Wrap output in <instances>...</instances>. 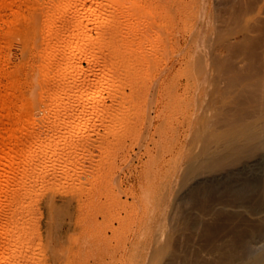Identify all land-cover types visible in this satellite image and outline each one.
<instances>
[{"label": "rangeland", "instance_id": "1", "mask_svg": "<svg viewBox=\"0 0 264 264\" xmlns=\"http://www.w3.org/2000/svg\"><path fill=\"white\" fill-rule=\"evenodd\" d=\"M65 1L0 0V139L11 141L0 148L15 149V160L34 169L24 189L4 180L10 160L0 159V249L8 239L22 244L3 264L249 263L246 249L264 246L254 232L264 231V208L251 209L264 196L238 205L229 191H207V180L264 154H250L253 140L234 137L243 121L264 127V0H129L125 7L102 0L106 9L119 7L121 29L113 34L116 19L108 18L91 34L101 28L104 39L115 38V85L124 92L87 90L88 104H110V115L90 116L88 129L72 132L56 153L39 152L32 139H60L54 120L65 116L46 115L48 88L59 76H43L41 55L54 42L45 39L44 12ZM80 3L70 0L71 13L83 10ZM103 52L109 63L113 55ZM29 145L36 151L28 156ZM50 153L70 162L48 161Z\"/></svg>", "mask_w": 264, "mask_h": 264}, {"label": "bare ground", "instance_id": "2", "mask_svg": "<svg viewBox=\"0 0 264 264\" xmlns=\"http://www.w3.org/2000/svg\"><path fill=\"white\" fill-rule=\"evenodd\" d=\"M51 1V0H50ZM72 1V0H71ZM73 1H81V5H82V9L81 11H78V10H74L73 12L74 13H71V9L72 7H69V2L68 0H66L65 2H63L62 4H56L53 9H51V7L49 9H51L52 11L49 12V10L47 9L46 11L47 12H44V33H45V36H46V40L47 38H54L53 40H51L53 43L49 44V43H45L47 45H45V47L42 49L41 51V55L43 56L44 58V61L42 62V68L44 70L43 72V76L46 77L47 74H49V71L50 72H53L54 75H58L59 77H57L59 80L56 81L55 79V83L52 84L49 88H48V91L49 93H47L48 97H49V102L48 104L46 105L45 109H46V115L49 116L51 115L52 117H55L56 114H59L60 112H65V116H61L59 115L56 116L55 120H54V123L58 126L57 128H55L54 126V123H53V127L55 129H57L56 131L58 133L57 136L58 140H55L54 138L53 139H48L46 138L44 140V138L42 137H38V138H33L31 142L32 145L36 148L37 151L39 152H55L54 151L55 149L57 150V146H59L58 144L60 143V141H62V143H68V140L69 138L71 137V133L74 132L75 133H79V132H84L85 130L88 129V121H89V118H91L90 116L94 115L95 117L96 116H102L105 114H109L110 113H107L109 112V110L111 109L110 107L108 106H111L110 104L107 106V105H103V104H95L93 105L92 104H88V97H90L87 93V90H90L91 88H96L97 86H104L105 88H112V90L114 91L115 95L116 94H121L123 93L124 91H120V82L118 81V86L115 85V81H116V78H117V64H118V61H120L119 58H121L119 55V58H117V54H119V51H117V48L114 49V44L112 45V42H114L115 40H113L114 37H111L109 36V38L107 39H104L105 37H102V35H105L104 34H101L100 35V30L99 32L97 31V36L95 34V37L94 38L91 34V31L93 30V28H99V27H95L96 25H99V24H103L104 23V20L108 18L111 19L113 22L114 20L116 19V24L115 26L113 27L114 30H112V33L115 34V32H120V31H117V28L118 26L120 25V23L117 25V21L119 20L120 21V13H119V7L116 8L114 7L113 5V10H110V9H106V4L108 1L110 2L111 4V1L112 3H115L117 5H122L123 7H125V5L128 4L129 0H108L106 1L105 3L102 1V0H90L88 3V0H73ZM54 2V1H53ZM132 2H134L132 0ZM136 2V1H135ZM134 2V3H135ZM138 2V1H137ZM88 3V4H87ZM131 3V2H129ZM140 3V2H139ZM78 4V3H77ZM76 4V5H77ZM52 5V4H51ZM70 5H72L70 3ZM116 5V6H117ZM120 5V6H121ZM138 5V4H137ZM141 5V4H140ZM108 7V5H107ZM141 7V6H140ZM75 8V7H74ZM127 8V6H126ZM132 8V6H131ZM78 9V8H77ZM121 9V8H120ZM130 9V8H128ZM73 10V9H72ZM80 10V9H79ZM137 10V9H135ZM116 12H118L119 14H116ZM123 12V10H122ZM133 12V11H131ZM71 13V14H70ZM128 13V12H127ZM130 13V12H129ZM136 13V12H134ZM138 13V12H137ZM131 14L133 15V13H130V16ZM123 15V14H122ZM121 15V17H122ZM125 15H129V14H125ZM17 17V16H16ZM116 17H119L118 19ZM126 17V16H125ZM123 18H124V15H123ZM131 18V17H130ZM125 19V18H124ZM135 19V18H134ZM15 24V23H14ZM107 24V23H106ZM16 25V24H15ZM112 27V26H110ZM105 28V27H104ZM121 29V25L119 27ZM118 28V30H119ZM123 28V27H122ZM144 28V27H143ZM110 29V28H109ZM112 29V28H111ZM104 30V29H103ZM137 30V29H136ZM106 32V30H104ZM115 31V32H114ZM43 32V31H42ZM96 32V31H95ZM108 32V31H107ZM110 32V31H109ZM103 33V32H102ZM111 33V34H112ZM107 34V33H106ZM110 34V33H109ZM44 35V34H43ZM44 36V37H45ZM138 36V35H137ZM122 37V36H121ZM115 39V38H114ZM49 41V39L47 40ZM46 41V42H47ZM117 42V41H116ZM122 42V41H121ZM115 43V42H114ZM49 44V45H48ZM117 45H115L116 47ZM120 46V45H119ZM117 46V47H119ZM104 49H107L109 50V52L111 53L110 55H113L111 57H109V63L107 62L106 59L104 58H101L100 56L102 55L101 53L103 52ZM40 51V50H39ZM103 53H106V52H103ZM117 53V54H116ZM76 54V57L74 56ZM124 54V53H123ZM109 55V56H110ZM39 56V55H38ZM75 58H73V57ZM104 56H106L104 54ZM103 56V57H104ZM125 57V56H123ZM125 59V58H124ZM122 60V59H121ZM82 61H85L87 63V67L84 69L82 68L81 66V63ZM111 61V62H110ZM123 62V61H122ZM91 64L97 66L95 69V67L93 66V69L94 71H92V66ZM41 69V68H40ZM92 72L93 73V78L90 77L89 73ZM82 76V78H81ZM92 76V75H91ZM51 77V76H50ZM85 79V80H88L89 81V78L91 80V82H88V83H85L84 81V85L83 84H79L80 82L79 79ZM89 77V78H88ZM43 78V77H42ZM47 79V78H46ZM44 80V79H43ZM82 81V82H83ZM121 81V80H120ZM52 82V81H51ZM15 84V83H14ZM121 85V84H120ZM46 86V85H45ZM12 87V86H11ZM15 87V86H14ZM43 87V86H42ZM48 87V86H47ZM103 87V88H104ZM17 88V87H16ZM119 88V89H118ZM111 90V89H110ZM95 92V91H93ZM97 92V91H96ZM126 93V92H125ZM1 94V93H0ZM40 94V92H39ZM97 94V93H96ZM92 95L95 96V93H92ZM125 95V94H124ZM40 96V95H39ZM16 97V96H15ZM43 98V97H42ZM2 99V98H1ZM113 99V97H112ZM9 100V99H8ZM0 105L1 103L5 104L6 103H3L5 102L3 100H0ZM43 101V100H42ZM35 102V101H34ZM26 103V102H24ZM112 103V102H111ZM116 103V102H115ZM8 104V103H7ZM31 104V103H30ZM36 104H38V101H36ZM33 105V104H32ZM34 106V105H33ZM37 106V105H36ZM39 106V105H38ZM41 106V105H40ZM44 106V105H43ZM31 107V106H29ZM6 108V107H5ZM26 108V107H25ZM36 108V107H35ZM43 108V107H42ZM31 109V108H29ZM40 110V109H39ZM42 110V109H41ZM44 110V109H43ZM8 111V110H7ZM6 111V112H7ZM30 111V110H29ZM5 112V113H6ZM10 112V111H9ZM29 113V112H27ZM4 114V113H3ZM8 114V113H7ZM22 114V113H21ZM23 115V114H22ZM25 115V114H24ZM32 115V114H31ZM44 115V114H43ZM259 115V114H257ZM45 116V115H44ZM61 116V117H60ZM260 116H264V114H261ZM260 116H255V118H261ZM110 117V116H109ZM35 118V117H33ZM100 118V117H98ZM103 120L104 118L107 119L106 117H101ZM254 117L252 118L253 120L255 119ZM258 118V119H259ZM36 119V118H35ZM39 119V118H38ZM53 119V118H51ZM251 119V118H249ZM249 119L247 118V120L249 121ZM261 119H264V118H261ZM6 120V119H5ZM21 120V118H20ZM24 120V119H23ZM246 120V121H247ZM14 121V120H13ZM26 121V119H25ZM34 121V120H32ZM261 121V120H260ZM16 122V121H15ZM21 122V121H20ZM36 122V121H35ZM252 123V120L250 121ZM257 121H255L256 123ZM19 123V122H18ZM24 123V122H23ZM39 123V122H37ZM246 124V122L243 121V124ZM259 123H262V122H259ZM17 124V123H16ZM32 124V123H31ZM34 124V122H33ZM244 124V126H246ZM254 124V123H253ZM251 124L248 122V125L249 126H239L240 128H238V125L236 126L238 128L239 131H237L238 133L237 134H233L234 137H235V140H236V137H241L242 139H244V141L242 140L243 143L246 144L245 141H250L252 142L253 140V143L251 146H248L250 147V152L248 150V152L252 155H255L257 154L258 150H262L264 149V127H259L258 126L256 127L257 130H254V125ZM52 125V124H51ZM51 125L48 126L51 128ZM242 125V124H240ZM264 125V124H261V126ZM20 126V125H19ZM23 127V126H22ZM234 127V129L236 128ZM244 127V128H243ZM242 128V130H241ZM255 128V129H256ZM20 129V128H19ZM45 129V128H44ZM232 128L233 131H236ZM54 131V130H53ZM233 131L230 130V132L232 133ZM42 132V131H41ZM234 133V132H233ZM10 134V133H9ZM52 134H50V137H53V135L51 136ZM228 135V134H227ZM223 136V135H222ZM230 136V135H229ZM229 140L232 141L234 140V138H231L230 136ZM7 137V136H6ZM224 139L226 137V135L223 136ZM233 137V136H232ZM87 138V137H86ZM227 138V139H228ZM237 138L236 141H238L239 139ZM226 139V141H227ZM18 140V139H17ZM90 140V139H89ZM235 140H234V143H235ZM14 141V140H13ZM71 141V140H70ZM225 141V140H224ZM229 141V142H230ZM76 142V141H75ZM222 142H223V139H222ZM240 142V141H238ZM249 142V143H250ZM0 143L1 145L3 144L4 145H10L11 141L8 140V139H0ZM14 143H17L16 141H14ZM80 143V141H79ZM78 143V144H79ZM82 143V142H81ZM80 143V144H81ZM237 143V142H236ZM235 143V145H236ZM75 144V143H74ZM87 144V143H85ZM224 144V142H223ZM222 144V146H223ZM229 143H226L225 145H227ZM239 144V143H238ZM237 144V145H238ZM251 144V143H250ZM248 144V145H250ZM32 145H29V147H27L26 150H24L23 152L25 154H27L28 156L32 153V151L34 149H32ZM232 145V144H231ZM235 145L231 147V149L233 147H235ZM240 145H242V143H240ZM27 146V145H26ZM83 146V144H82ZM8 147V146H7ZM60 147V146H59ZM66 147V146H65ZM229 147V146H228ZM227 149H230L228 148ZM238 147V146H237ZM242 147V146H241ZM243 147H247L246 146H243ZM243 147L241 149H243ZM2 148V149H1ZM0 149V159L2 158H6L9 161H7L8 164L4 163L7 165V168L5 170H3V177H5V181L6 180H9L7 182H15L17 184H19L18 186H21V187H26L25 186V179L24 178H30L29 181L31 180V177L33 179V176H34V169L30 168L29 170V167H30V163L31 161H24V163L22 164H19L18 163V160H20L18 158V160L16 161V157L20 154L17 153V151H14L11 149V152L10 149L6 150V148L3 149V147H1ZM80 148V147H79ZM81 149V148H80ZM225 149V148H224ZM34 150V151H36ZM78 150V149H77ZM219 150V149H218ZM84 151V150H83ZM246 151V149L244 150ZM38 152V153H39ZM68 152V150H67ZM79 152V151H78ZM205 152H208L205 151ZM238 152V151H236ZM241 152V151H239ZM247 152V151H246ZM245 152V154H246ZM262 152V151H260ZM259 152V153H260ZM50 153L47 155L46 159L48 158V161H57L59 160V162H61L62 164L69 161L70 162V158L68 157H57V155L54 157V155ZM54 153V154H55ZM228 153V150L227 152ZM242 153V152H241ZM264 153V152H262ZM41 153H39L38 156H40ZM58 154V153H57ZM82 154V153H81ZM232 154V153H231ZM26 155V156H27ZM32 155V154H31ZM35 155V154H34ZM73 155V154H72ZM227 155V154H225ZM230 155V153H229ZM228 155V157H229ZM237 154L235 153L234 156H233V159L236 161L238 160V163L241 162V159H237ZM25 156V155H24ZM69 156V155H68ZM79 156V155H78ZM204 158L205 156L202 155ZM239 156H240V153H239ZM247 156V155H246ZM257 159L255 161H252V162H248L249 160L248 159H244L246 160V163H243L242 167H240L239 169H236V170H233L235 169L234 167H231L232 168V171L228 172V171H225L227 174H222L224 175L223 177L222 176H216L217 178H210L209 180H207V183L209 185V187H207V191H209V189L211 188V185L214 188H216L217 190H223V191H229L230 193L234 194L235 195V203H237L238 205H244V201L247 200L252 194H255L256 192L258 193H262V196H264V154H261V155H257ZM33 157V156H32ZM34 157H37V156H34ZM72 157V156H71ZM77 157V156H76ZM230 157H232V155H230ZM248 157V156H247ZM43 158V157H42ZM198 158V157H197ZM201 158V157H200ZM242 158V157H241ZM244 158V157H243ZM254 158V157H253ZM23 159V158H22ZM21 159V160H22ZM35 159V158H34ZM203 159V158H202ZM229 159V158H227ZM232 159V158H230ZM20 160V161H21ZM244 160H242L244 162ZM248 160V161H247ZM253 160V159H252ZM34 161V160H33ZM40 161V160H39ZM45 161V160H44ZM47 161V162H48ZM88 161V160H87ZM201 161H207L206 159L204 160H201ZM200 161V162H201ZM240 161V162H239ZM36 162V160L34 161ZM72 162V160H71ZM199 162V163H200ZM208 162V161H207ZM234 162V161H233ZM44 163V162H43ZM196 163V162H195ZM204 163V162H202ZM201 163V164H202ZM217 163H220V162H217ZM3 164V165H4ZM40 164V163H39ZM235 164V163H234ZM241 164V163H240ZM36 165V164H35ZM34 165V166H35ZM42 166V164H40ZM203 165V164H202ZM220 165V164H219ZM224 165V164H223ZM222 165V166H223ZM236 165V164H235ZM33 166V167H34ZM40 166V168H41ZM197 166V165H196ZM221 166V165H220ZM239 165L237 164V167ZM32 167V166H31ZM36 167V166H35ZM43 167V166H42ZM68 168V167H67ZM66 168V169H67ZM230 169V168H229ZM227 169V170H229ZM40 170V169H39ZM71 169H67L66 171H64V175H72V172L70 171ZM84 170V169H82ZM41 172V171H40ZM63 175V176H64ZM62 176V177H63ZM213 176V175H212ZM210 176V177H212ZM24 177V178H23ZM39 177V176H38ZM222 177V178H221ZM209 178V177H208ZM1 179V178H0ZM25 180V181H24ZM33 181V180H32ZM28 182V181H27ZM26 182V185L28 184ZM6 183V182H5ZM34 183V182H32ZM204 184V182H202ZM4 184V183H3ZM13 184V183H12ZM12 184H10L12 186ZM30 184V183H29ZM28 184V185H29ZM9 185V184H8ZM14 185V184H13ZM206 186V185H204ZM28 187V186H27ZM11 188V187H10ZM15 188V187H14ZM33 188V187H32ZM195 188V187H194ZM197 188V187H196ZM205 188V187H204ZM25 189V188H24ZM198 189V188H197ZM206 189V188H205ZM211 188V190H213ZM215 189V190H216ZM5 190H8V189H5ZM12 190V189H11ZM19 190V189H18ZM32 190V189H31ZM214 190V191H215ZM27 192V191H26ZM228 192V193H229ZM15 193V192H14ZM257 193V194H258ZM260 195V194H258ZM258 199V198H257ZM12 200V199H11ZM250 200V199H249ZM251 201V200H250ZM14 202V201H13ZM228 202V201H227ZM244 204H243V203ZM253 202L257 203V201L253 200ZM247 203H249V201H247ZM253 203V204H254ZM10 204V203H9ZM221 204V203H220ZM248 205V204H247ZM246 205V206H247ZM224 206V205H223ZM222 206V207H223ZM235 206V205H234ZM249 206H250V203H249ZM251 206L253 207V205L251 204ZM9 207V206H7ZM6 207V208H7ZM243 207V206H242ZM245 207V206H244ZM10 208V207H9ZM237 208V207H236ZM248 208V207H247ZM246 208V209H247ZM250 208V207H249ZM264 208V198L258 200V203L257 205L255 204V207L254 208H251V209H262ZM4 209V208H3ZM8 209V208H7ZM217 210V209H216ZM238 210V209H237ZM258 210V211H260ZM10 211V210H9ZM8 211V212H9ZM13 211V210H12ZM6 212V211H5ZM11 212V211H10ZM224 213V212H223ZM234 213V212H233ZM264 213V212H262ZM11 214V213H10ZM241 214V213H240ZM216 215V214H215ZM261 216V215H260ZM13 217V216H12ZM231 217V216H230ZM17 220V219H16ZM261 225V224H260ZM264 225V224H262ZM13 226V225H12ZM260 227V226H259ZM6 228V227H5ZM256 233V235H258V239L264 237V231H261L260 229H258L257 231H254ZM252 232V233H254ZM17 236V235H16ZM251 236V234H250ZM253 236V235H252ZM255 236V235H254ZM254 236L251 237L254 239ZM262 236V237H260ZM256 237V236H255ZM260 237V238H259ZM14 238V237H13ZM17 238V237H15ZM21 238V237H20ZM19 239V237H18ZM248 239V238H247ZM10 239H8V243L7 244H4L5 247H2L0 249V264H3V262L8 259V257L10 255H12L16 248L18 247L17 244H20L22 245L20 242H18L19 240L15 239V240H11L9 241ZM250 241V240H249ZM262 242H264V239L261 240ZM256 242V240H255ZM23 243V242H22ZM254 243V241H253ZM259 243V242H257ZM248 247L250 246V243H248ZM19 245V246H20ZM247 246V245H246ZM251 246H252V240H251ZM257 247V245H255ZM262 246V244L260 245ZM254 247V244H253V248H249V249H246L247 251H250V254H253L252 256V260L251 258L249 257L248 259V262L249 263H246L245 264H264V246L262 247ZM245 250V251H246ZM249 254V252H246ZM249 254V255H250ZM17 255V254H16ZM251 256V255H250ZM22 257V256H21ZM18 259V258H17ZM21 260V259H20ZM33 260V259H32ZM16 261V259L14 260ZM32 262V261H31ZM24 263V262H23ZM11 264V263H10ZM16 264H19V263H16ZM31 264V263H30Z\"/></svg>", "mask_w": 264, "mask_h": 264}]
</instances>
